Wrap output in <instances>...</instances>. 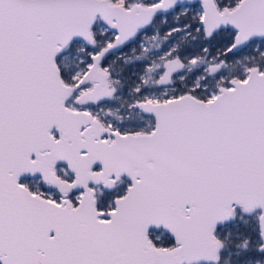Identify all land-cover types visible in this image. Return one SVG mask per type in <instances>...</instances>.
Wrapping results in <instances>:
<instances>
[{"label": "snow or ice", "instance_id": "snow-or-ice-1", "mask_svg": "<svg viewBox=\"0 0 264 264\" xmlns=\"http://www.w3.org/2000/svg\"><path fill=\"white\" fill-rule=\"evenodd\" d=\"M0 264H264V0H0Z\"/></svg>", "mask_w": 264, "mask_h": 264}]
</instances>
